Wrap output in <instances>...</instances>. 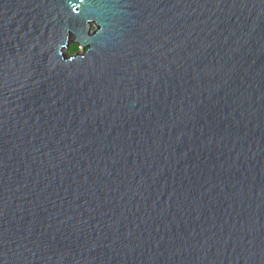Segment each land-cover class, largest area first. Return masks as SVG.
Listing matches in <instances>:
<instances>
[{
	"label": "water",
	"instance_id": "1",
	"mask_svg": "<svg viewBox=\"0 0 264 264\" xmlns=\"http://www.w3.org/2000/svg\"><path fill=\"white\" fill-rule=\"evenodd\" d=\"M0 264H264V0H0Z\"/></svg>",
	"mask_w": 264,
	"mask_h": 264
},
{
	"label": "rangeland",
	"instance_id": "2",
	"mask_svg": "<svg viewBox=\"0 0 264 264\" xmlns=\"http://www.w3.org/2000/svg\"><path fill=\"white\" fill-rule=\"evenodd\" d=\"M83 51H84V48H80L77 44H73V43H71L66 50L68 54H74V53L83 52Z\"/></svg>",
	"mask_w": 264,
	"mask_h": 264
}]
</instances>
